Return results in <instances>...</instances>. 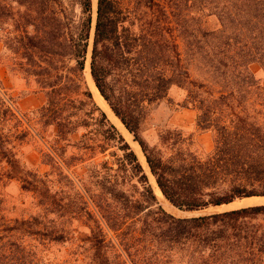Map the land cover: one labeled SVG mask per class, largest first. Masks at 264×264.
Returning a JSON list of instances; mask_svg holds the SVG:
<instances>
[{
	"label": "trees",
	"instance_id": "trees-1",
	"mask_svg": "<svg viewBox=\"0 0 264 264\" xmlns=\"http://www.w3.org/2000/svg\"><path fill=\"white\" fill-rule=\"evenodd\" d=\"M14 1L12 11H0L2 56L45 95L43 126H55L61 141L93 126L101 139L82 148L105 154L114 143L117 151L93 171L95 189L81 187L77 200L59 203L56 219L10 218L0 197V264H264V204L177 217L159 203L87 83L94 1ZM210 18L219 27L210 28ZM255 66L264 71V0H97L93 81L140 144L164 198L182 212L264 197V81ZM174 86L198 125L215 133L207 158L180 147L167 159L140 135ZM13 104L0 82V181L43 194V181L17 160L30 124ZM71 220L89 234L76 258H51L53 245L72 242Z\"/></svg>",
	"mask_w": 264,
	"mask_h": 264
},
{
	"label": "rangeland",
	"instance_id": "rangeland-1",
	"mask_svg": "<svg viewBox=\"0 0 264 264\" xmlns=\"http://www.w3.org/2000/svg\"><path fill=\"white\" fill-rule=\"evenodd\" d=\"M12 7H16L14 0H0V11L7 12ZM8 22L12 24L11 20ZM94 22L93 14V28ZM2 26L6 27L4 21L0 18V27ZM208 26L210 28L219 27L217 19L210 18ZM92 48L93 34L91 35L87 56V67L89 69ZM3 53L4 44L0 33V82L9 96L13 98V106L17 114L30 124V126L28 125L30 135L15 150L17 160L25 168V172L37 174L47 188L44 192L46 194L43 195L44 193L42 194L40 191L25 190L23 183L19 180L4 178L0 181V197L3 200V208L10 218L43 215L50 220L56 219L58 216L55 212L59 203H71V201L77 200L81 187L95 189L97 179L94 178L95 173L93 171L98 169L97 166L102 161L114 162L115 159L111 154L116 152L117 148L114 143H111L105 154L99 153V150L91 151L82 148L83 146L93 145L94 143L91 141L94 138L101 139L97 136L93 126L80 128L76 134L69 137L68 141L59 140L57 128L55 126L44 127L38 113V110L45 102V95L39 92L34 82H27L21 75L11 70L7 65L9 63H6L2 56ZM254 70L256 77L264 81V71L258 66H255ZM185 99L186 93L184 90L176 86L172 87L169 92V100L164 101L151 110L143 120L140 126V135L150 147L160 149L167 159L175 156L180 147L200 158H207L214 149L215 133L210 130H203L198 125L197 112L191 107H184ZM118 120L121 121L120 119ZM109 121L117 128L137 154L155 194L157 193L158 201L160 200L159 203L163 206L159 197L162 193L149 169L140 144L134 140L133 134L128 131L123 123L121 124L126 131L114 124L110 119ZM178 138H181L179 140H182L180 141L182 144L178 142ZM263 198H246L238 200L229 206L211 208L198 213L189 212V214L178 215L177 217H192L247 206L263 205ZM50 210L51 212H49ZM68 228L72 231V242L63 245H53L50 249L52 253H49L51 258H69L70 260L76 258L72 253L79 250L78 246L82 244L81 240L89 234L88 229L82 226L80 221L71 220V225Z\"/></svg>",
	"mask_w": 264,
	"mask_h": 264
},
{
	"label": "bare ground",
	"instance_id": "bare-ground-1",
	"mask_svg": "<svg viewBox=\"0 0 264 264\" xmlns=\"http://www.w3.org/2000/svg\"><path fill=\"white\" fill-rule=\"evenodd\" d=\"M94 4H95V12H94V18L96 17V4H97V0H93ZM86 79H87V83L91 89V92L93 93V96L96 100V102L102 107V109L105 111V113L109 116V118L111 119V121L116 124L118 127H120L122 130H124L123 125L121 124V122L117 119V117L113 114V111L111 110V108L109 107V105L107 104V102L103 99V97L101 96V94L99 93V90L97 89V87L95 86V83L91 77L90 74V69L89 67H87L86 69ZM126 131V130H124ZM156 186V184H155ZM159 193V192H158ZM157 194V193H156ZM161 194V193H160ZM163 207L170 212L171 214H174L176 216L178 215H183V214H189V212H182L180 210H178L177 208H175L170 202H168L163 195L159 196ZM264 199V198H263ZM160 201V200H159ZM229 206V205H228Z\"/></svg>",
	"mask_w": 264,
	"mask_h": 264
},
{
	"label": "water",
	"instance_id": "water-1",
	"mask_svg": "<svg viewBox=\"0 0 264 264\" xmlns=\"http://www.w3.org/2000/svg\"><path fill=\"white\" fill-rule=\"evenodd\" d=\"M96 20H97V10H96V18H95V22H94V28L92 29V34H93V37H94V33H95V27H96ZM90 74H91V67H90ZM92 77V75H91ZM93 79V78H92ZM96 86V85H95ZM100 93V92H99ZM102 96V95H101ZM158 186V185H157ZM162 193V192H161ZM163 195V194H162ZM225 206H228V205H225ZM201 212H204V211H201ZM198 213V212H197Z\"/></svg>",
	"mask_w": 264,
	"mask_h": 264
}]
</instances>
